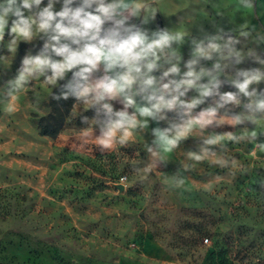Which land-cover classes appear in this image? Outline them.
I'll list each match as a JSON object with an SVG mask.
<instances>
[{
    "label": "clouds",
    "instance_id": "1",
    "mask_svg": "<svg viewBox=\"0 0 264 264\" xmlns=\"http://www.w3.org/2000/svg\"><path fill=\"white\" fill-rule=\"evenodd\" d=\"M159 3L0 0V104L23 94L48 116L54 102L82 144L126 150L141 182L174 164L162 173L166 190L194 173L201 183L235 177L249 169L237 148L264 150V29L248 19L195 26L191 13L164 15L162 26Z\"/></svg>",
    "mask_w": 264,
    "mask_h": 264
},
{
    "label": "rangeland",
    "instance_id": "2",
    "mask_svg": "<svg viewBox=\"0 0 264 264\" xmlns=\"http://www.w3.org/2000/svg\"><path fill=\"white\" fill-rule=\"evenodd\" d=\"M255 3L241 10L238 0H160L157 21L191 13L195 26L248 19L264 29V0ZM6 78L0 69V83ZM46 115L23 94L0 104V264H264V150L237 148L249 169L235 177L201 183L194 173L170 191L162 173L174 164L141 182L126 150L101 154L64 122L56 136L41 134Z\"/></svg>",
    "mask_w": 264,
    "mask_h": 264
},
{
    "label": "trees",
    "instance_id": "3",
    "mask_svg": "<svg viewBox=\"0 0 264 264\" xmlns=\"http://www.w3.org/2000/svg\"><path fill=\"white\" fill-rule=\"evenodd\" d=\"M52 108L54 114L41 117L38 120V127L41 134L54 137L59 133L64 119L63 116L59 114L58 109L55 108L54 102Z\"/></svg>",
    "mask_w": 264,
    "mask_h": 264
},
{
    "label": "water",
    "instance_id": "4",
    "mask_svg": "<svg viewBox=\"0 0 264 264\" xmlns=\"http://www.w3.org/2000/svg\"><path fill=\"white\" fill-rule=\"evenodd\" d=\"M113 186L117 188L120 192L123 191V189L125 188L124 184L122 183H113Z\"/></svg>",
    "mask_w": 264,
    "mask_h": 264
}]
</instances>
